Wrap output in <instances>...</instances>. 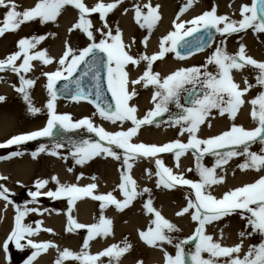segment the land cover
<instances>
[{
    "label": "snow or ice",
    "instance_id": "1",
    "mask_svg": "<svg viewBox=\"0 0 264 264\" xmlns=\"http://www.w3.org/2000/svg\"><path fill=\"white\" fill-rule=\"evenodd\" d=\"M123 3L124 0H94L92 4L86 0H33L31 6L22 8L17 0H0V9H4L0 19V37L7 32H18L22 25L29 22H36L42 27L49 23L58 24V17L71 7L76 12V19L68 28V33L75 32L78 40L83 38L85 41L83 45L77 43L73 46L66 39L62 54L51 56L46 48L40 46L56 33L23 36L16 41L15 50L0 59V72L10 71L18 78L19 86L14 88L22 96L30 115L36 116L42 111L41 107L34 105L30 96V89L40 76L46 79L44 88L47 93L44 105L47 110L46 124L38 130L13 135L0 142V149L8 150L7 155L0 156V160L23 155L13 149H18L27 141L53 137V130L59 127L64 132L86 129L96 138L78 140L69 137L67 140H53L51 144L41 143L30 153L33 159L46 154L65 162L70 160L72 166L67 168L69 173L77 166L84 168L97 157H110L119 163V183L113 191L97 194L94 182L85 186L61 183L56 175H52L34 180L27 190L30 199H26L23 205L14 204V194L6 186L9 177L0 176V200L5 202V208L12 204L15 209L10 232L0 244L5 260L10 264L9 247L14 244L17 250L30 252L23 264H34L36 258L49 249L56 252L54 264H65L67 261L73 264H105L102 258H107V264H119L120 258L132 249L127 239L112 243L95 254L89 251L90 242L97 237L114 235L113 221L104 215L109 205L122 212L136 199L147 197L143 199L142 208L149 217V224L146 230L138 232V236L146 245L162 251L163 264H264V60L249 55L242 40L235 52H229L226 44L229 37L246 34L249 30L254 36L264 35V0L241 3L239 19L218 14L217 7L213 5L210 10L185 20L182 19L183 14L193 7V0H186L171 21V30L159 38L158 51L152 54L139 50L132 54V45L125 43L119 23L116 22L115 26L109 23V15ZM159 7L150 3L133 4L134 22L148 33L139 41L145 49L157 22L161 20ZM127 11L124 8V12ZM94 14L99 26L93 22ZM217 35L219 42L213 49ZM132 43H136L135 39ZM206 49L210 51L201 65L179 67L163 77L154 71V63L163 60L169 53L183 61ZM34 61L42 68L40 76L32 78L29 73L33 72ZM142 64L143 71L133 78L130 67L139 68ZM47 66H53L54 70L44 71L43 67ZM245 70L249 75H244ZM234 73L241 75V82L236 81ZM250 76L254 77V83L250 81ZM138 88H151L152 107L142 116L132 103L139 94ZM61 98L76 103L86 101L95 111L91 116L74 120L70 113L57 112L56 102ZM5 100L6 97L0 95V102ZM246 105L250 107L249 116L254 125L250 129L235 122ZM170 106L177 110L175 115L171 113ZM165 114L168 115V126L176 129L174 139L160 145L135 142L139 140V131L144 126L156 124L157 118ZM213 114L226 117L231 122L230 127L220 134L201 138L198 135L201 126ZM94 117L108 122L115 130H106L94 123ZM181 137H186V140ZM257 144L259 150L253 151V145ZM166 153L172 154L177 168L180 158L190 153L194 166L184 172H174L160 155ZM205 157H212L211 166L204 163ZM235 158L242 160L236 165L239 170H252L258 178L226 190L217 197L212 188L225 183V176L220 172ZM140 159L154 165V173L150 168H146L145 173L149 178L155 176L157 189L179 187L184 190L186 187L189 190L184 196L186 203L175 215L182 217L187 214L190 217L194 225L190 235L184 238L174 236L180 229L154 206L152 189L138 188L131 171ZM186 173H194L198 180L186 178ZM83 177L81 172L76 180ZM90 179L95 181L96 177L93 175ZM50 183L54 188L48 187ZM115 191L122 199L116 198ZM41 196L54 201L66 200V233L86 230L78 252L61 248L51 241L37 242L34 239L42 231L56 235L52 229L42 227V220L26 221L30 214L42 216L47 211L39 206ZM84 197L99 202L98 222L83 224L73 217L76 201ZM233 215H238L243 221L238 232L240 242L224 246L222 231L220 239L206 233V225ZM254 235L260 237V242L242 251L243 241ZM190 242L194 248L186 251L185 246ZM166 245L175 250L174 255L166 250Z\"/></svg>",
    "mask_w": 264,
    "mask_h": 264
},
{
    "label": "bare ground",
    "instance_id": "2",
    "mask_svg": "<svg viewBox=\"0 0 264 264\" xmlns=\"http://www.w3.org/2000/svg\"><path fill=\"white\" fill-rule=\"evenodd\" d=\"M86 2L92 4L94 3V0H86ZM17 3L23 8L31 6L33 4V0H17ZM134 3L139 5L150 3L152 6H160L159 13L161 15V20L157 22V26L154 28L150 36L146 49L139 43V41L145 35H148V33L146 29H140L134 22V13L132 10ZM184 3H186V0H182L181 2L180 0H124L123 5L118 6V9L109 15V23L113 24V26H115L116 22L119 23V27L124 34L125 43L132 45L130 49L132 54H135L138 50L141 52L146 51L148 54H152L153 52L158 51L159 38L171 30V21L175 18L180 6ZM241 3H250V0H193V7L183 14L182 19L187 20L192 18L195 14H200L205 10H210L213 5L217 7L218 14L228 15L233 19H239L238 9ZM124 8H127L128 11L124 12ZM3 13L4 9H0V19H2ZM75 19L76 12L69 7L67 11L62 12V14L58 17V24L49 23L46 27H42L36 22H29L22 25L18 32L5 33L3 37H0V59L5 58L6 55L15 50L18 38L33 34H46L49 32L56 33V35L54 37L50 36L40 47L46 48L51 56H59L63 51L64 41L66 39L70 40L73 46H76L77 44V33L74 32L71 35L68 33V28L75 21ZM92 19L93 22L99 26V21L95 14ZM133 39L136 41L134 44L132 43ZM241 40L245 44L249 55L257 60H264V35L258 37L254 36L250 30L246 34H234L227 39V50L229 52H235L238 49L239 42ZM217 42H219V38L213 43V49L215 47V43ZM209 51L210 50L195 53L183 61L177 60L174 54L169 53L163 60L156 61L153 68L154 71L160 73L163 77L179 67L198 66L203 64ZM37 64L38 62H33V72L29 73V76L32 78L40 76L42 67ZM143 67V64L140 65L139 68L130 67L129 71L132 77L135 78L139 75L143 71ZM43 70L46 71V67H43ZM47 70L53 69L48 68ZM234 75L237 82L242 81V77L239 73H234ZM244 75H249L247 70H245ZM9 76L12 79L11 82L0 85V95L6 97L4 102H0V124L4 121L7 122L9 119L8 125L13 129H16L15 133L31 131L40 125H43L44 122L47 121V110L44 108L47 101V93L44 88L46 79L40 76L34 87L30 89V96L34 105L42 108L41 113L36 116H32L27 112L22 96L15 91L14 86H19L18 78L15 74H10ZM249 79L254 83V77L250 76ZM138 93L139 94L133 99L132 103L138 107V114L142 116L152 107L150 102L151 88H138ZM56 110L58 113H70L74 120L82 118L83 115L90 116L89 108L83 103L57 100ZM249 111V106L246 105L243 107L235 121L237 124L242 125L247 129L254 126L251 123ZM93 122L100 124L106 130H115L108 122L101 121L98 117H94ZM230 124L231 122L226 117L219 118L218 115H215L210 117L209 120L201 126L199 133L203 135L204 138H207L219 132L221 133L222 130L228 129ZM26 125H30V127H27L25 130L19 129ZM125 127H127V125ZM5 129L6 128L0 127V135L4 134ZM176 135V129L169 127L167 123L163 122L161 124L144 126L139 131V140L135 142L160 144L166 141H171L176 137ZM7 136L8 135H6V137ZM4 138L5 136L3 135L0 140ZM182 138L183 137H181V139ZM258 149V144L254 145L252 148L253 151H258ZM163 157L165 159H170L169 157L171 156L170 154H166ZM206 160L211 161L212 159H210V157H205V161ZM193 161V157L190 153L182 156L179 160V168H177V171L184 172ZM232 161L234 162L232 163ZM232 161H230L227 165H224V171L220 172V175L225 176V183L213 186L212 188L213 194L217 197L222 195V193L226 190L251 182L257 178L256 173L252 170H247V172L241 173L238 172L239 169L236 165L242 162L240 158H235ZM71 166L72 162L70 160L67 162L59 158L58 160H55L46 158L43 154H40L35 159H32L29 156H18L0 163V175L9 177V183H12L14 178L21 179L24 183V181L30 180L35 176H38L36 178H41V175H46L47 177L56 175L61 183H79L80 186H85L94 182L97 184V189L95 190L97 194L113 191L119 183V163L110 157H97L84 168L77 166L74 168L72 173H69L67 168ZM147 166L149 165H147L146 159H140L134 163L131 175L133 179L136 180L138 188L142 189L144 187H148L152 189L154 206L180 229V232L176 233L177 235L190 232L194 225L187 214L182 217L173 216L183 203L180 196L181 190L176 188L171 191L167 190V192L162 188L157 189L155 187V183L152 184L149 180L150 178L145 173ZM81 172L84 173V177L77 181L76 176ZM94 172L96 173L95 181L90 179ZM232 173L234 175H231ZM153 177L154 176H152L151 179ZM35 179H33V181ZM48 187L54 188V185L50 183ZM118 193V191L114 192V194ZM97 204L99 205V202L94 201L91 197H84L76 201L72 215L77 222L81 221L90 224L98 222L100 210L98 209ZM140 204L141 203L138 199H136L131 208L128 207L122 212H118L114 206L109 205L105 209L104 215L112 219L114 235L107 238L97 237L95 240L91 241L89 248L90 253L95 254L112 243H120L124 239H127L132 245V249L129 253L124 254L120 258L119 264H136L138 261H141V259L148 260L142 264L151 262L160 264L163 260L162 251H158L156 248H146L139 239L138 232L140 230H146L144 228L149 222V217L144 214V211L142 210L143 208L139 206ZM53 211L54 210H49L48 214L44 213L42 218L44 219V225L52 229L56 235H44V233L41 232V234L36 236V238L52 239L55 244L59 245L61 248L67 247L74 252H78L82 246L81 243L83 242L82 239L84 236H81L79 232L66 233L63 229L65 222L64 215L62 216V214H57ZM11 217L12 215L9 210H6L2 214L0 213V240L10 226ZM242 226L243 222L238 219V216L233 215L206 226V233L208 232L213 235L214 239H220L222 231L223 245L233 246L234 244L240 242L238 232L241 230ZM255 242L256 238L254 236L246 238L243 241L242 251L246 250V246L248 244H254ZM168 248L170 247H167V249ZM54 253H56L55 250L49 249L46 254L39 255V258L34 262V264H49V262L53 260L52 256ZM172 254H175L174 249ZM205 256H207V254H205ZM102 259L107 260V258ZM66 263L70 264V261ZM0 264H9L2 260L1 251Z\"/></svg>",
    "mask_w": 264,
    "mask_h": 264
},
{
    "label": "rangeland",
    "instance_id": "3",
    "mask_svg": "<svg viewBox=\"0 0 264 264\" xmlns=\"http://www.w3.org/2000/svg\"><path fill=\"white\" fill-rule=\"evenodd\" d=\"M180 2H181V0H180ZM219 37H218V35H217V38H216V40L218 39ZM77 43H81V45H83L84 43H85V41L83 40V38H80L79 40H77ZM207 50H210V49H206V51ZM38 66H40V67H42V65H40L39 63L37 64ZM48 68H52L53 70H54V67L53 66H47L46 67V71H49V70H47ZM40 70V69H39ZM10 74H14V73H12V72H10V71H8V72H0V85H2L3 83L5 84V83H8V82H11V78H10ZM14 82V81H13ZM60 100V99H59ZM62 101H65V100H62ZM65 102H70V101H65ZM83 104H85V103H83ZM85 106H87L88 108H89V113H90V116L92 115V113L95 111V109L92 107V105H90V104H88V103H86L85 104ZM170 111H171V113L173 114V115H175V113H176V109H175V107L174 106H170ZM213 116H215V114H213ZM82 117H85L84 115L82 116ZM219 118H222V117H219ZM168 120V115L167 114H165V116H163V117H160V118H157V123L156 124H161V123H166V121ZM23 121V120H22ZM8 122H9V119L7 120V122H1V124H0V127H3V128H6L5 129V131H4V136L6 137V135H10V134H12V133H15V131H16V129H13L12 127H10L9 125H8ZM27 127H30V125H26V126H24V127H21V128H19V129H27ZM53 133H54V135H53V137H50V138H39L38 140H35V141H28V142H26V143H24L23 145H21V146H19V148L17 149V150H19V151H21V152H24L25 153V155H28L29 154V152H32V151H34L38 146H39V144H41V143H44V144H51L52 142H53V140H58V139H60V138H64L65 140H67L69 137H71V138H73V139H95L96 137L94 136V134H91V133H88L87 131H86V129H79V130H75L74 132H64L62 129H60L59 127H57V128H55L54 130H53ZM3 135L1 134L0 135V139L3 137ZM254 146V145H253ZM253 148V147H252ZM259 150V149H258ZM6 150H0V153H2V152H5ZM61 151H63V150H61ZM44 155V157H46V158H51V159H55V160H58V158L56 157H52V156H49V155H46V154H43ZM24 157H26V156H24ZM210 158H212V157H210ZM234 161H232V163H233ZM207 165V164H206ZM251 171V170H250ZM238 172H247V170L246 171H241V170H239ZM237 173V172H236ZM96 173L94 172V175H95ZM231 175H234L233 173L231 174ZM233 177V176H232ZM258 178V177H257ZM33 180V179H32ZM32 180L30 179V180H26L25 181V183H23L22 181H21V179H18V178H14V181L10 184L11 186H12V188H14L13 189V191H14V196L12 197V199H13V202H14V204H20V205H23L24 204V202H25V200L26 199H30V197H27V190H28V188H31L32 187ZM17 181H19L20 183L18 184L17 183ZM15 182L17 183L16 185H15ZM29 182V183H28ZM20 184H22V185H24L25 187H21L20 186ZM7 185H9L8 184V182H6V186ZM8 187V186H7ZM12 190V189H11ZM187 192V190H185L184 192H183V195L185 194ZM39 201H40V204H39V206H40V208L41 209H47V210H54V211H58V210H60L61 209V205H62V202H60V200H55V201H53V202H48L45 198L44 199H39ZM57 213V212H56ZM59 213H61V214H63L62 212H59ZM235 216H238V215H235ZM37 217H39L38 215L37 216H34V214H30V222L29 223H32L33 221H34V219L35 218H37ZM228 218V217H227ZM238 219H240V217L238 216ZM240 221H242L241 219H240ZM243 222V221H242ZM80 223H83V224H90V223H85V222H80ZM64 225H66L65 223H64ZM146 226H148V225H146ZM86 233V230H83V229H81L80 230V235L82 236V235H84ZM174 236H177V237H179V238H184V237H186L187 236V233H184V234H179V235H177L176 233L175 234H173ZM254 237L256 238V242L254 243V244H258L259 242H260V237L259 236H257V235H254ZM48 241H50V239H48ZM37 242H40V239H38L37 240ZM51 242H53V240L51 239ZM54 243V242H53ZM83 243V242H82ZM81 243V244H82ZM253 243H250V244H248L247 246H246V250H247V248H248V246L249 245H252ZM167 247H170V248H168V250L170 251V253L172 254L173 253V248L170 246V245H166ZM165 246V247H166ZM166 247V248H167ZM186 247V251H188V250H190V249H192V248H194V245L190 242L188 245H186L185 246ZM63 248H65V247H63ZM69 249V248H68ZM54 250V249H53ZM245 250V251H246ZM10 251H11V254H12V256H13V258H14V263L16 264L19 260L21 261V259L22 258H24L26 255H28L30 252L29 251H24V252H21V251H19V250H17L16 248H15V245L14 244H12V248L10 249ZM55 256H56V253H54V255L52 256L53 257V260L51 261V262H49V264L50 263H53L54 264V260H55ZM105 261V264H107V260H104ZM146 261H148L147 259H141V261H138V262H146ZM67 262H69V261H67ZM13 263V264H14ZM65 264H69V263H66L65 262ZM70 264H71V261H70ZM72 264H73V262H72ZM136 264H138V263H136Z\"/></svg>",
    "mask_w": 264,
    "mask_h": 264
}]
</instances>
